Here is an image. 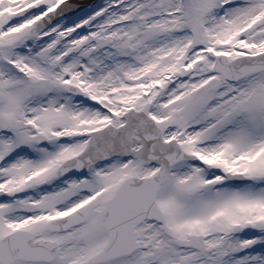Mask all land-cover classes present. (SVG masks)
<instances>
[{
  "label": "snow or ice",
  "instance_id": "1",
  "mask_svg": "<svg viewBox=\"0 0 264 264\" xmlns=\"http://www.w3.org/2000/svg\"><path fill=\"white\" fill-rule=\"evenodd\" d=\"M0 264H264V0H0Z\"/></svg>",
  "mask_w": 264,
  "mask_h": 264
},
{
  "label": "water",
  "instance_id": "2",
  "mask_svg": "<svg viewBox=\"0 0 264 264\" xmlns=\"http://www.w3.org/2000/svg\"><path fill=\"white\" fill-rule=\"evenodd\" d=\"M89 1H92V0H89Z\"/></svg>",
  "mask_w": 264,
  "mask_h": 264
}]
</instances>
